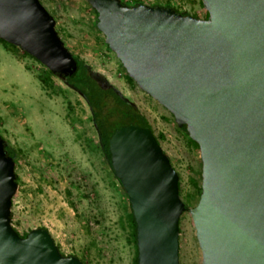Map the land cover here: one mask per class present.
Wrapping results in <instances>:
<instances>
[{
	"label": "water",
	"instance_id": "95a60500",
	"mask_svg": "<svg viewBox=\"0 0 264 264\" xmlns=\"http://www.w3.org/2000/svg\"><path fill=\"white\" fill-rule=\"evenodd\" d=\"M87 1L106 46L198 143L202 159L200 198L189 207L152 127L129 123L112 133L111 164L136 221V264H180L186 211L202 264H264V0H202L206 17L162 4ZM0 39L64 82L78 68L41 0H0ZM9 144L0 132V264H85L64 254L47 228L23 236L14 227L19 184Z\"/></svg>",
	"mask_w": 264,
	"mask_h": 264
},
{
	"label": "rangeland",
	"instance_id": "374dc122",
	"mask_svg": "<svg viewBox=\"0 0 264 264\" xmlns=\"http://www.w3.org/2000/svg\"><path fill=\"white\" fill-rule=\"evenodd\" d=\"M125 1L208 15L202 0ZM41 2L56 18L68 48L104 75L147 118L179 173L183 201L196 206L202 183L197 143L165 106L128 76L120 59L106 46L95 24L96 11L87 0ZM125 115L120 108L114 119L123 123ZM0 132L19 151V188L13 198L12 222L21 235L33 228H47L64 254H75L85 264H135L130 201L99 148L88 103L37 59L1 40ZM180 264H202L189 211L180 220Z\"/></svg>",
	"mask_w": 264,
	"mask_h": 264
},
{
	"label": "trees",
	"instance_id": "16d2710c",
	"mask_svg": "<svg viewBox=\"0 0 264 264\" xmlns=\"http://www.w3.org/2000/svg\"><path fill=\"white\" fill-rule=\"evenodd\" d=\"M0 40L8 45L14 46L3 39ZM25 54L29 55L26 52ZM75 57L78 63V68L72 76L68 77V80L65 83L71 89L81 92L82 96L88 103L92 112L93 124L98 132L99 148L103 153V156L108 161L116 180L122 186V183L115 174V171L111 164L109 139L114 130L122 125L139 122L145 123L143 126H150V124L143 113L137 108L135 103L129 100L115 85L111 84L110 87H104L95 76L96 72L89 65V63H87L84 59L80 58L77 55H75ZM49 73L52 74L50 71ZM42 80L49 83L48 78L44 77L42 78ZM120 108L124 109L125 114L127 115H125L127 121L125 120L123 121V123L118 124L119 122H116V119H114V117ZM8 150L14 157H16L17 159L19 158V151L15 149L11 144L8 145ZM129 217L131 224V238L137 248L136 221L132 211L130 212ZM26 235L27 233L24 236ZM136 263L137 251L135 264Z\"/></svg>",
	"mask_w": 264,
	"mask_h": 264
},
{
	"label": "flooded vegetation",
	"instance_id": "af4514ba",
	"mask_svg": "<svg viewBox=\"0 0 264 264\" xmlns=\"http://www.w3.org/2000/svg\"><path fill=\"white\" fill-rule=\"evenodd\" d=\"M96 74H97V73H95V76L97 77V79L99 80V82H100L104 87H110L111 83H110L109 81L106 80L105 76L98 77Z\"/></svg>",
	"mask_w": 264,
	"mask_h": 264
}]
</instances>
